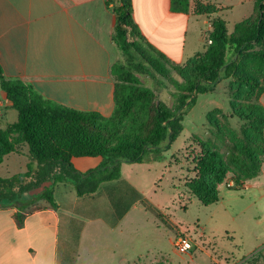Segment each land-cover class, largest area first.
I'll use <instances>...</instances> for the list:
<instances>
[{
  "label": "crops",
  "instance_id": "0c3cea01",
  "mask_svg": "<svg viewBox=\"0 0 264 264\" xmlns=\"http://www.w3.org/2000/svg\"><path fill=\"white\" fill-rule=\"evenodd\" d=\"M194 1L190 0L188 13H178L172 11L171 0H132L133 19L143 38L171 64L184 65L202 53L216 19L223 20L232 33L236 24L253 15L256 2L198 0L221 10L213 16H199L194 13ZM107 2L0 0V66L4 75L32 85L44 98L64 107L110 117L116 87L112 68L122 54L114 41V4L108 6ZM259 104L264 109V93ZM14 110L0 85V130L18 121L9 118ZM101 162L99 157L74 158L72 165L87 172ZM29 163V148L22 145L5 157L0 177L27 172L23 170ZM50 190L57 207L41 200L32 210L33 203L26 204L38 197L31 194L23 197L19 206L0 203V264H176L172 254L182 257L185 264L184 254L174 246L184 233L173 229L175 235L171 236L162 213L147 223L145 210L102 206V185L95 194L83 197L67 182L52 183ZM234 192L242 194L235 196ZM236 197L242 204H234ZM220 201L226 216L236 223L241 213L235 207L264 215V162L259 176L247 181L242 190L220 186ZM20 210L27 213L22 227L15 218ZM253 219L259 223L261 216ZM250 221L246 218L243 226L246 242L242 237L238 240L236 233H228L231 249L223 257L209 255L210 264H254L251 259L258 252L264 258V223L254 232ZM261 261L256 264H263Z\"/></svg>",
  "mask_w": 264,
  "mask_h": 264
},
{
  "label": "trees",
  "instance_id": "16d2710c",
  "mask_svg": "<svg viewBox=\"0 0 264 264\" xmlns=\"http://www.w3.org/2000/svg\"><path fill=\"white\" fill-rule=\"evenodd\" d=\"M107 3L114 4V41L122 54L112 68L116 87L115 108L110 117L50 101L32 85L7 78L0 66L1 88L18 112V121L0 130V165L22 145L28 146L30 156L27 172L7 179L0 177V203L20 202L22 197L16 191L28 193L52 178L54 184H72L79 197L95 194L104 183L121 178L122 163H142L149 154L169 150L183 132L184 118L198 96L215 93L224 80L232 81L230 91L237 101L248 105L246 117L238 113L247 123L241 128L242 146L227 155L234 171L229 170L214 142L198 141L201 155L193 161L195 177L186 183V188L204 206L219 202L220 186L231 173L234 187L229 189L242 190L247 181L259 176L264 162V109L259 104L264 93V0H256L253 15L236 24L232 33L223 20L216 19L210 34L212 44H206L202 53L184 65L171 64L143 38L133 19L132 0ZM190 8V0H171L173 12L188 13ZM193 9L199 16H213L221 11L198 0L193 2ZM169 70L184 76L174 112L157 100L153 89L140 85L136 76L151 72L165 76ZM231 109L236 110L233 105ZM84 157H99L102 162L95 169L79 172L72 160ZM46 162L54 165L52 172L62 174L48 177L33 171L36 163ZM60 166L61 171L57 170ZM41 200L57 207L52 190L26 201V207ZM24 210L15 214L21 227L27 216ZM261 260L264 261L263 255L258 252L251 262Z\"/></svg>",
  "mask_w": 264,
  "mask_h": 264
},
{
  "label": "rangeland",
  "instance_id": "374dc122",
  "mask_svg": "<svg viewBox=\"0 0 264 264\" xmlns=\"http://www.w3.org/2000/svg\"><path fill=\"white\" fill-rule=\"evenodd\" d=\"M136 76L140 85L153 89L157 100L165 103L174 112L180 97L183 75L180 76L176 71L169 70L165 76L156 75L153 72ZM231 84V80L221 81L215 93L198 96L196 104L184 118L183 132L169 150L149 154L142 163H122L121 178L102 185V206H134L145 210L147 223L153 222L156 214L160 212L168 219L166 223L169 224L168 228L170 226L171 236L175 235L173 229H179L188 236L194 248L184 254L185 264H210L209 255L225 256V253L231 249L228 233L231 236L235 235L237 239L242 237L243 242H246L247 237L243 233L246 218H251L248 225L252 226L250 230L254 232L261 230L260 222L264 223L263 213L255 209L243 212L241 210L243 207H235L236 212L241 214L236 220L237 223L233 222L226 216L228 213L224 209L223 202L204 206L186 188V183L195 177L193 161L201 155L198 141L214 142L218 151L224 156L229 170L234 171L227 160V155L233 149L239 151L242 146L241 128L247 123L238 113L246 117L248 114L244 112H247L248 105L237 101L230 91ZM243 91L246 93L245 89ZM232 105L235 111L231 109ZM9 118L17 121V111L14 110ZM220 134L224 138L219 137ZM249 136L253 140L256 139L253 134ZM25 161L27 162V159ZM52 166L54 165L48 162L36 163L33 171L41 172L48 177L62 174L61 166L57 168L61 171H58L59 173L52 172ZM23 171H28V168H24ZM0 174L3 176V171ZM231 176L232 173L223 184L226 188H229V184L234 187ZM34 182H37V179ZM45 183L46 185L34 188L28 193L20 194L16 191V194L22 198L29 194L32 197H39L42 192L50 190L53 178ZM233 194L241 196L242 193L234 192ZM8 203L19 206L22 201ZM236 203L242 204L241 199L236 200L234 204ZM37 205V203L32 204L30 208L35 210ZM258 216L262 219L259 223L253 219L254 217L258 219ZM171 257L176 264H183L182 257L181 260L173 257V254Z\"/></svg>",
  "mask_w": 264,
  "mask_h": 264
},
{
  "label": "built area",
  "instance_id": "2783aa9c",
  "mask_svg": "<svg viewBox=\"0 0 264 264\" xmlns=\"http://www.w3.org/2000/svg\"><path fill=\"white\" fill-rule=\"evenodd\" d=\"M209 28L212 32L213 31V25L211 24ZM210 34L208 35L207 40H206L207 44H212V40L210 39ZM228 186H229V188L233 187L230 184ZM174 246H175V249L182 254L190 252L194 248L190 238L188 236H184V235H180L176 238Z\"/></svg>",
  "mask_w": 264,
  "mask_h": 264
}]
</instances>
